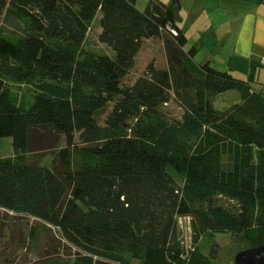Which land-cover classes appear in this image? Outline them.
Returning <instances> with one entry per match:
<instances>
[{
    "label": "trees",
    "instance_id": "1",
    "mask_svg": "<svg viewBox=\"0 0 264 264\" xmlns=\"http://www.w3.org/2000/svg\"><path fill=\"white\" fill-rule=\"evenodd\" d=\"M137 1L0 0V143L12 150L0 157V209L58 227L72 264H209L187 257L181 219L195 245L264 237V86H251L254 62L248 81L193 63L179 0L144 13ZM97 18L109 53L89 47ZM150 39L168 68L152 62L126 85ZM14 85L34 90L28 107ZM227 92L240 103L217 110ZM63 139L53 168L28 161L35 142L54 151Z\"/></svg>",
    "mask_w": 264,
    "mask_h": 264
},
{
    "label": "rangeland",
    "instance_id": "2",
    "mask_svg": "<svg viewBox=\"0 0 264 264\" xmlns=\"http://www.w3.org/2000/svg\"><path fill=\"white\" fill-rule=\"evenodd\" d=\"M169 6L173 0H156ZM181 10L177 13V23L188 38L187 50L196 47L198 53L193 60L194 64L210 62L212 67L220 71H232V74L240 80L248 81L252 75L250 62L244 59L230 60L234 51V40L224 39L221 29L216 30V36L212 35L218 22L220 7L224 0H179ZM151 0H138L135 9L144 13ZM101 18V13L98 14ZM98 18L91 24L89 33V47L95 50H109L97 41L101 28ZM236 23L233 26L235 32ZM234 34L233 32L231 35ZM154 63L158 69H167V58L164 44L160 39H150L143 42L138 53L135 66L124 80L126 85H132L145 71L150 63ZM264 80L256 72L251 86L259 89ZM18 104L29 106L32 103L34 90L29 87L11 86ZM214 107L217 110H226L240 103L241 98L237 92H227L214 99ZM169 110L179 116L181 110L174 104ZM109 109L102 114V120L108 114ZM46 143H34L36 151L28 153L29 162L40 164L43 167L53 168L59 150L64 147L65 141L61 140L56 145V150L46 148ZM11 141L5 140L0 143V157L11 155ZM180 239L186 250L187 257L192 255L201 256L209 264H234L236 255L250 247L264 243V237L256 231L244 234H213L209 233L197 244L192 242L190 220L179 221ZM0 252H8L9 264H72L76 249L68 244L56 226L42 222L27 216L23 212H10L0 209ZM4 259L0 264H4Z\"/></svg>",
    "mask_w": 264,
    "mask_h": 264
},
{
    "label": "crops",
    "instance_id": "3",
    "mask_svg": "<svg viewBox=\"0 0 264 264\" xmlns=\"http://www.w3.org/2000/svg\"><path fill=\"white\" fill-rule=\"evenodd\" d=\"M236 23L235 32L233 26ZM221 29L224 39L234 40V51L230 60L244 59L256 63V72L264 80V1L224 0L220 7L218 22L212 35ZM234 33L231 35V33ZM252 70V67H250ZM264 82L260 85L262 89Z\"/></svg>",
    "mask_w": 264,
    "mask_h": 264
},
{
    "label": "water",
    "instance_id": "4",
    "mask_svg": "<svg viewBox=\"0 0 264 264\" xmlns=\"http://www.w3.org/2000/svg\"><path fill=\"white\" fill-rule=\"evenodd\" d=\"M234 264H264V244L239 252Z\"/></svg>",
    "mask_w": 264,
    "mask_h": 264
},
{
    "label": "flooded vegetation",
    "instance_id": "5",
    "mask_svg": "<svg viewBox=\"0 0 264 264\" xmlns=\"http://www.w3.org/2000/svg\"><path fill=\"white\" fill-rule=\"evenodd\" d=\"M1 249H2V245L0 244V251H1ZM7 254H8V252H6V251L0 252V260L4 259V261H5L4 264H9L12 262V260L9 259V256Z\"/></svg>",
    "mask_w": 264,
    "mask_h": 264
}]
</instances>
